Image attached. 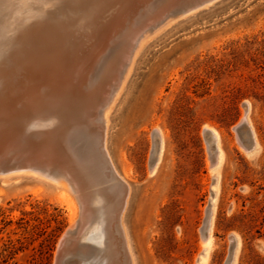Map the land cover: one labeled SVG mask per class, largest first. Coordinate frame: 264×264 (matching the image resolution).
<instances>
[{
    "label": "rangeland",
    "instance_id": "rangeland-1",
    "mask_svg": "<svg viewBox=\"0 0 264 264\" xmlns=\"http://www.w3.org/2000/svg\"><path fill=\"white\" fill-rule=\"evenodd\" d=\"M64 4L1 0L0 18L18 25L42 8L56 17L60 9L75 12L76 5ZM137 50L106 130L113 167L129 186L122 223L133 264H195L212 182L205 125L219 131L225 156L207 264H225L232 233L239 240L235 264H264V0H215L162 27ZM245 101L261 147L252 157L242 153L233 130ZM155 129L165 141L150 174ZM72 195L38 176L0 177V247H7L3 255L14 253L7 264L54 263L71 208L79 212ZM99 239L96 231L90 241Z\"/></svg>",
    "mask_w": 264,
    "mask_h": 264
},
{
    "label": "bare ground",
    "instance_id": "bare-ground-1",
    "mask_svg": "<svg viewBox=\"0 0 264 264\" xmlns=\"http://www.w3.org/2000/svg\"><path fill=\"white\" fill-rule=\"evenodd\" d=\"M64 1L77 6L70 16L63 13L66 8L57 17L42 8L28 24L7 25L0 18V177L38 176L75 195L79 215L71 208L53 264H133L122 223L129 186L116 173L106 147L108 110L145 38L215 0ZM249 107L245 101L233 130L242 126L240 149L252 157L261 147L248 120ZM203 130L209 132L212 182L195 264H207L213 244L218 168L225 158L219 131L207 125ZM153 131L157 158L147 166L150 174L161 161L165 141L159 129ZM96 231L99 244L90 241ZM230 235L234 247L228 264H235L239 240Z\"/></svg>",
    "mask_w": 264,
    "mask_h": 264
},
{
    "label": "water",
    "instance_id": "water-1",
    "mask_svg": "<svg viewBox=\"0 0 264 264\" xmlns=\"http://www.w3.org/2000/svg\"><path fill=\"white\" fill-rule=\"evenodd\" d=\"M203 7V6H202ZM241 127L242 126H238V127H236V129H235V132L237 133V135L239 136V132H240V130H241ZM202 132H203V135H204V137H205V139L207 140V137H208V130H202ZM153 135H154V147H153V150H152V153H151V158H150V164H149V168H150V166L151 165H153L154 163H155V161H156V158H157V148H156V144H157V137H156V135L153 133ZM240 138V137H239ZM207 142V141H206ZM208 144V143H207ZM208 147H209V149H210V146H209V144H208ZM210 153H211V149H210ZM208 207H209V205L207 206V210H208ZM207 210H206V218H205V221H206V219H207ZM205 221H204V225H203V228H202V234L204 233V230H205ZM228 239H229V241H230V250H229V254H228V257H227V260H226V262H225V264H228L230 261H231V258H232V252H233V247H234V241H233V239H232V236L230 235L229 237H228Z\"/></svg>",
    "mask_w": 264,
    "mask_h": 264
},
{
    "label": "trees",
    "instance_id": "trees-1",
    "mask_svg": "<svg viewBox=\"0 0 264 264\" xmlns=\"http://www.w3.org/2000/svg\"><path fill=\"white\" fill-rule=\"evenodd\" d=\"M49 237H51V236H49ZM6 249H7V247H0V264H7V259L9 258V257H11L12 256V254H14L13 252H8V253H6L5 255H3L4 254V251H6Z\"/></svg>",
    "mask_w": 264,
    "mask_h": 264
},
{
    "label": "clouds",
    "instance_id": "clouds-1",
    "mask_svg": "<svg viewBox=\"0 0 264 264\" xmlns=\"http://www.w3.org/2000/svg\"><path fill=\"white\" fill-rule=\"evenodd\" d=\"M53 123H56L57 121L55 120V118H53V121H52Z\"/></svg>",
    "mask_w": 264,
    "mask_h": 264
}]
</instances>
